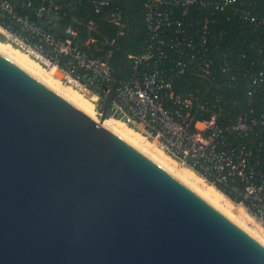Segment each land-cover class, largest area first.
Returning a JSON list of instances; mask_svg holds the SVG:
<instances>
[{"label": "water", "instance_id": "water-1", "mask_svg": "<svg viewBox=\"0 0 264 264\" xmlns=\"http://www.w3.org/2000/svg\"><path fill=\"white\" fill-rule=\"evenodd\" d=\"M0 264H264V246L0 52Z\"/></svg>", "mask_w": 264, "mask_h": 264}, {"label": "built area", "instance_id": "built-area-1", "mask_svg": "<svg viewBox=\"0 0 264 264\" xmlns=\"http://www.w3.org/2000/svg\"><path fill=\"white\" fill-rule=\"evenodd\" d=\"M15 1L26 6V13L18 3L0 0L1 40L86 97L99 115L115 83L109 118L140 133L264 229V100L262 106L247 107L228 120L224 97L202 102L199 88H236L239 74L250 82L249 96L264 92V42L250 69L239 67L237 74L229 66L215 74L208 57L217 48V38L229 34L232 25L249 28L258 41L264 39V0H144L143 48L126 53L128 64L117 81V43L130 25L114 0ZM78 7L86 16L83 49L74 43L79 25L75 17L60 36L31 17L36 13L51 22V14ZM184 76L199 82L195 89L179 93L174 82Z\"/></svg>", "mask_w": 264, "mask_h": 264}, {"label": "trees", "instance_id": "trees-1", "mask_svg": "<svg viewBox=\"0 0 264 264\" xmlns=\"http://www.w3.org/2000/svg\"><path fill=\"white\" fill-rule=\"evenodd\" d=\"M12 1L18 3V5L16 4L18 8L23 7L24 11L22 10V12L26 13L27 9L24 4L22 5L20 2L15 0ZM114 2L121 7L125 15V22L129 20V25L131 27L130 39L125 45L126 53H140L143 48L144 40L143 15L141 12L144 0H114ZM28 11L31 12L30 9H28ZM31 17L41 27L48 29L55 36H60V32L68 25L72 24L71 17H75L79 21V25H76L78 37L74 40V43L78 45L79 48H84L82 43L86 31L82 25L86 20V16L83 7H78L67 14H51L48 17L51 22H47L43 15L38 16L36 13ZM263 40L264 39L261 40L262 42L258 41L256 34L250 32V29L247 27L239 28L238 26L234 27V25H232L229 34L224 37L217 38V48H215L212 56H208L214 63L215 74H219L218 72L221 73L222 69L227 66L231 67L232 74L239 73V67L250 69V64H252V62L255 63L257 49L263 46L261 45L264 42ZM0 41L4 42V40L1 39ZM117 45L118 50L115 52L114 57L115 68L118 67L119 58L123 49V39H120ZM261 58H264V54L261 55ZM125 64H128L127 58L125 59ZM235 66L237 69L234 71L233 68ZM124 75H126V71L124 72ZM237 77L240 78V83L233 89H224L219 86H208L202 84L199 87L202 93H200V97L203 99L202 102L205 101V98L213 100L218 96L224 97L222 107L228 120L234 119L238 112L247 107L262 106V100H264V92L261 94L258 92L252 97L249 96L248 91L250 90V82L242 78L239 74ZM198 82V79H191V77L184 76L181 79L175 80L174 84L177 92L184 93L185 91L195 89ZM219 123H224V121L219 120ZM231 199L234 200V198Z\"/></svg>", "mask_w": 264, "mask_h": 264}, {"label": "bare ground", "instance_id": "bare-ground-1", "mask_svg": "<svg viewBox=\"0 0 264 264\" xmlns=\"http://www.w3.org/2000/svg\"><path fill=\"white\" fill-rule=\"evenodd\" d=\"M0 52L22 66L24 69L41 79L54 90L69 99L79 108L84 110L101 124L121 136L139 151L150 157L153 161L194 190L199 196L213 205L231 221L245 230L260 244L264 246V229L247 216L240 206L232 204L221 192L213 186L206 184L200 177L186 167H181L175 160L163 153L157 146L152 144L140 133L127 127L115 118H108L100 121V115L94 110L93 104L83 95L60 83L51 72L45 70L36 61L28 57L25 53L13 47L7 42L0 41ZM239 218H242L241 220Z\"/></svg>", "mask_w": 264, "mask_h": 264}, {"label": "rangeland", "instance_id": "rangeland-1", "mask_svg": "<svg viewBox=\"0 0 264 264\" xmlns=\"http://www.w3.org/2000/svg\"><path fill=\"white\" fill-rule=\"evenodd\" d=\"M54 77V76H53ZM55 79H57L56 77H54ZM237 206V205H236ZM240 220L242 219V218H239ZM252 220V219H251ZM252 222H253V220H252ZM254 224H255V222H253ZM255 225H257V224H255ZM258 226V225H257Z\"/></svg>", "mask_w": 264, "mask_h": 264}]
</instances>
